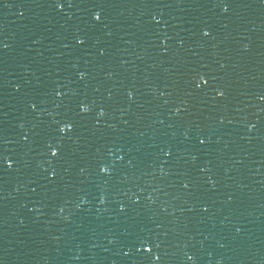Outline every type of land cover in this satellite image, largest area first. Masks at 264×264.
Here are the masks:
<instances>
[{
    "label": "water",
    "instance_id": "95a60500",
    "mask_svg": "<svg viewBox=\"0 0 264 264\" xmlns=\"http://www.w3.org/2000/svg\"><path fill=\"white\" fill-rule=\"evenodd\" d=\"M93 3L0 0V264H264V0Z\"/></svg>",
    "mask_w": 264,
    "mask_h": 264
},
{
    "label": "snow or ice",
    "instance_id": "6c2138e0",
    "mask_svg": "<svg viewBox=\"0 0 264 264\" xmlns=\"http://www.w3.org/2000/svg\"><path fill=\"white\" fill-rule=\"evenodd\" d=\"M51 3L58 9H64L66 4L65 0H51ZM69 6L71 5V0H68ZM217 6L221 7L224 12H227L230 7L232 6L231 0H217ZM22 8V7H21ZM92 8L94 9L92 12V17L95 22H102V17H103V0H98V3H93ZM209 30L204 29V35H209ZM87 37H80L77 36L76 40L78 44L83 45L86 41ZM3 47H7L6 44L2 45ZM247 47V46H246ZM102 52L104 51L103 49L101 50ZM87 75L86 72H80L79 76L80 78H83ZM195 79V77H194ZM201 82L203 84H207L208 80L205 78L204 73L198 74V80H197V87H200ZM19 87V85L17 86ZM58 96L63 95L62 92L57 91L56 93ZM131 95V93H129ZM217 95L219 96H224L225 92L223 90H219L217 92ZM31 107L35 109L37 105L35 103H31ZM78 107L82 112H90L91 111V106L88 102L81 101L78 103ZM179 111V109H177ZM98 115L103 116L105 115V110L102 108L100 109ZM58 125V131L59 130V125L63 123L65 131L72 129L73 123L70 120H64L63 122L61 121H56ZM27 139V137H25ZM201 143H204L203 140L200 141ZM47 146L49 150V154L51 158H62L63 156V150L65 149V145L62 142H56L54 143L51 139L47 141ZM119 151L123 152V148L121 147ZM163 151V150H162ZM165 155L170 156L171 152L168 151L165 153ZM123 156H120L119 159L123 160ZM16 161H14L12 158L5 156L3 153H0V165L6 164L8 167H12ZM131 163V161H129ZM97 167L101 173L105 174H112L114 169L109 167V165L104 162L103 160L97 162ZM83 171V169H81ZM51 175L54 177L56 175L55 170L52 171ZM185 187H188L187 182L184 185ZM135 195V194H134ZM140 197H136V201H139ZM101 201H103V197H101ZM134 201V203L136 202ZM124 205H121V208L123 209ZM133 247H137L138 249H142L146 253L150 255V259L148 260V264H152V261H160L161 257L160 255L153 253V247L159 249L160 248V241L158 239H155L152 237L150 231H144L142 233H137L135 236L134 241L132 242ZM132 248L129 247L128 251H131ZM189 261L193 260V256L189 255L187 257Z\"/></svg>",
    "mask_w": 264,
    "mask_h": 264
}]
</instances>
